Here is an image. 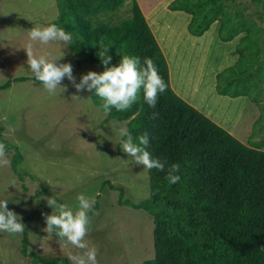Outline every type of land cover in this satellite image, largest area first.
Segmentation results:
<instances>
[{"label":"rangeland","instance_id":"rangeland-1","mask_svg":"<svg viewBox=\"0 0 264 264\" xmlns=\"http://www.w3.org/2000/svg\"><path fill=\"white\" fill-rule=\"evenodd\" d=\"M171 1L139 0V9L150 30L151 26L154 30L160 28L166 41L176 44V62L170 60L172 80L176 66L182 68L186 61L189 49L184 47L187 45L192 50L185 73L189 77L175 84L184 92L190 91L195 81L193 77L207 73L203 78L206 82L191 89L195 99L192 101L204 105L207 108L204 114L210 119L214 115L215 121L241 142L264 143V98L259 108L246 96H221L209 86L214 83V71L219 72L237 59L235 44L242 34L223 42L218 38V22H215L198 43L192 42L198 36L192 35L186 27L189 15L170 10ZM234 2L242 17L249 15L257 19V13L262 12L263 19L257 23L264 28L263 3ZM130 8L131 0H126L116 20L127 16ZM151 9L155 12L151 13ZM56 16L55 0H0V85L10 81L9 87L0 88V125L2 137L17 146L23 156L18 167L27 171L18 177L10 163L0 168V200H7V207L21 218L31 215L25 222L28 251L48 258H68L69 253L79 250L44 231L45 213L53 211L46 198L55 197L58 204L74 212L78 210V194L94 198L95 204L98 203V210L94 212L98 215H90V232L85 239L90 247L98 250V264H137L154 256L152 216L142 209L121 205L118 190L108 185L101 188L104 181L121 186L122 199L130 201L150 195L148 171L142 165L131 163L132 158L119 146L117 131L120 126H126V121L105 120L104 112L92 102L90 91L77 92L66 77L62 81L66 90L58 87L55 94H49L43 84L34 79L27 64L24 48L31 44L36 56L52 59L62 55L55 62L70 63L75 68L73 75L77 82L89 71L100 73L96 64L83 63L76 68L69 45L30 41L28 32L32 27L47 26ZM153 16L159 25L150 22ZM169 31L172 35H168ZM226 52L231 57L224 56ZM19 76L29 79L15 81ZM113 121L115 125L110 126ZM12 153L13 150L7 152L9 161ZM50 183L56 185L54 190ZM22 237L23 234L0 232V264H34L31 257L21 252Z\"/></svg>","mask_w":264,"mask_h":264},{"label":"trees","instance_id":"trees-1","mask_svg":"<svg viewBox=\"0 0 264 264\" xmlns=\"http://www.w3.org/2000/svg\"><path fill=\"white\" fill-rule=\"evenodd\" d=\"M125 1L55 0L57 16L48 25L56 24L71 34L69 52L76 68L83 63L96 64L103 72L105 66L98 56L103 42L111 56L109 67L125 55L139 57L141 65L149 58L168 86L159 94L155 107L144 101L141 92L130 109L119 112L113 108L105 116V120L126 121L136 143L141 135H147L146 150L153 158L167 162L164 171L147 170L150 195L142 200L122 199L123 187L109 181L101 184V188L108 185L119 191L121 205L152 216L154 256L137 264H264V143L241 142L172 89L165 57L137 2L131 0L130 13L116 20ZM168 8L188 13L187 29L197 36L215 21L223 42L242 34L235 45L236 61L215 75V90L219 95L246 96L261 108L264 28L257 20L263 19V13L258 12L257 19L242 17L234 0H172ZM26 79L29 77L14 78ZM9 86L7 81L0 88ZM90 98L103 111V101L94 90ZM2 130L0 125V142L7 152L13 150L10 166L21 177L27 174L18 167L23 156L17 146L2 137ZM173 163L180 166L181 180L170 185L165 177ZM97 210L98 203L93 206V211ZM30 217L23 216L22 222ZM43 221L46 225L45 216ZM27 245L25 226L21 244L24 256L31 257L34 264H71L64 256L48 258L28 251Z\"/></svg>","mask_w":264,"mask_h":264},{"label":"clouds","instance_id":"clouds-1","mask_svg":"<svg viewBox=\"0 0 264 264\" xmlns=\"http://www.w3.org/2000/svg\"><path fill=\"white\" fill-rule=\"evenodd\" d=\"M28 37L32 42L48 44L56 41L62 42L64 46L71 44L72 36L63 28L56 24H49L44 27H32L28 32ZM98 56L105 66L103 72L97 73L89 71L82 75L79 82L73 75V68L70 63H56L61 56L48 59L45 56H36L32 51V45L24 48L27 52V64L35 79L41 82L49 94H55L56 89L61 87L63 91L66 86H62V81L66 77L75 87L77 92L83 90L95 91V95L103 101L101 107L105 116L114 108L116 111L123 112L130 109L140 98L142 92L144 101L150 106L155 107L158 96L167 90V84L158 73L153 61L149 58L144 60L141 65L139 57L122 56L117 65L109 67L111 56L108 55V47L99 45ZM77 97V96H76ZM78 98V97H77ZM111 122L110 126H114ZM120 137L119 146L121 150L131 157V163L142 165L145 170L156 169L164 171L166 161L153 158L151 153L146 150L149 145L147 135H141L134 142L132 133L126 126H120L117 131ZM10 161L7 156L6 145L0 142V168L7 167ZM179 164L173 163L167 168L165 179L168 183L176 184L181 180L179 175ZM53 190L55 184H49ZM78 210L72 211L63 204H58L55 197H47V204L53 209L51 214H45L46 227L44 231L48 234H55L59 241L71 244L79 251L69 253L68 259L71 264H98V250L94 246H89L86 241L91 227V216L98 215L93 211L95 204L94 198L78 194ZM54 209L57 211L54 212ZM25 224L22 218L7 207V200H0V232L17 235L23 234Z\"/></svg>","mask_w":264,"mask_h":264},{"label":"crops","instance_id":"crops-1","mask_svg":"<svg viewBox=\"0 0 264 264\" xmlns=\"http://www.w3.org/2000/svg\"><path fill=\"white\" fill-rule=\"evenodd\" d=\"M136 2H137V4H138V6H139V0H135ZM154 7V6H153ZM152 10H154V9H151V11ZM173 12H175V11H179V10H172ZM153 12H155V11H152L151 13H153ZM182 12H184V11H182ZM151 13L149 14V16H151ZM184 13H186V12H184ZM188 14V13H187ZM189 15V14H188ZM148 20H150V19H148ZM189 20H190V15H189V19L187 20V22H186V27H187V23L189 22ZM158 20H157V18H155V16H153V18L150 20V22L152 23V24H156V25H159L160 23H158L157 22ZM215 22H218V21H215ZM215 22H213L212 24H214ZM211 24V25H212ZM210 25V26H211ZM155 30H158L159 32H158V34H156V32H155ZM155 30L152 28V26H151V32L153 33V35H154V37H155V39H156V41H157V43H158V45H159V47H160V49H161V51L163 52V55H164V57H165V60H166V63H167V65H168V69H169V75H170V82H171V87H172V89L180 96V97H182L184 100H186L188 103H190L192 106H194L195 108H197L198 110H200L202 113H205L206 114V110H207V108L204 106V105H200V104H198V103H194L193 101H192V99L193 100H195L194 99V95H193V93L191 92V89H193V90H195L196 88H197V86L198 85H201V84H203V82H206L203 78H204V76L207 74V73H205L202 77H200V76H195V77H193V79L195 80L193 83H194V85L192 84V88L190 89V91H186V92H184L180 87H179V85L178 84H175V81H176V83L178 82L177 80H179V82L181 83L182 81H183V78H186V72H187V68H188V60L192 57V50L186 45L185 47H184V49H189V54H188V56H187V58H186V61L184 62V65L183 66H181L182 68H180V67H178L177 68V66H176V69H175V72H174V77H173V80H172V75H173V73H172V70H170V60H172L173 62H176V60H175V50H176V44H171V42H167L166 41V39L164 38V36H163V34L160 32L161 30H160V28H155ZM192 35H194V36H197L195 33H194V31L192 32V31H189ZM206 32V31H205ZM204 32V33H205ZM204 33L202 34V35H200V36H198L195 40L194 39H192V42H196V43H198V39L201 37H203L204 36ZM168 35H172V33L169 31V33H168ZM236 45V44H235ZM169 55V56H168ZM223 55L224 56H227V57H231V55L229 54V53H223ZM237 57H238V55H237ZM236 61V60H235ZM218 71H214L213 73H214V77H213V81H214V83H212V84H209V86H210V89L211 90H213V88H215V74L217 73ZM212 73V74H213ZM187 77H189V76H187ZM187 79V78H186ZM183 84H185V83H183ZM202 92V91H201ZM201 92H199L198 94H201ZM221 96H224V95H221ZM213 115V114H212ZM213 121H215V116L213 115L212 116V118H211ZM216 121H218V120H216ZM215 121V122H216ZM217 123V122H216ZM218 123H219V121H218ZM217 123V124H218ZM219 125V124H218ZM224 128V127H223ZM229 131V130H228Z\"/></svg>","mask_w":264,"mask_h":264}]
</instances>
